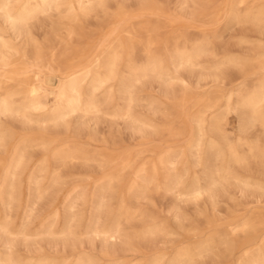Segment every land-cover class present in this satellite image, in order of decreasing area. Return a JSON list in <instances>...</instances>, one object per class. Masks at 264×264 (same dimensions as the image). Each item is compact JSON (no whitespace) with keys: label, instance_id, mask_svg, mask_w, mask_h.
<instances>
[{"label":"rangeland","instance_id":"rangeland-1","mask_svg":"<svg viewBox=\"0 0 264 264\" xmlns=\"http://www.w3.org/2000/svg\"><path fill=\"white\" fill-rule=\"evenodd\" d=\"M5 1L0 0V48L8 40L11 46L26 48L29 55L36 43L48 51L56 49L59 56L66 49L64 41L84 46L91 56L103 53L107 59L112 49L122 50L119 42L127 39L128 31L145 27L138 37L145 42L150 25L159 30L150 46H138L131 52L132 58L143 59L138 65L156 60L158 72L146 71L136 81L134 73L125 70L131 55L125 52L119 63L123 77L114 83L113 91L96 89L94 110L68 117L70 131L65 127L50 131L51 136L75 144L73 151H82L61 164L56 186L41 198L34 191L28 196L25 174L20 175L14 190L16 203L10 209L7 181L0 221L9 215L6 225L15 236L0 235V255L12 253L17 264H82L77 263L79 256L92 264H264V126L250 124L251 108L239 104L236 95L230 106L225 99L239 88L244 96L254 92L264 76L260 68L264 23L253 17L264 7V0H257L253 7L250 0L233 4L234 15L227 14L231 0H216V6H224V14L210 22L198 15L203 0H110L107 15L98 8L82 19L72 37L65 5L50 12L40 11L39 5L31 13L26 11L23 21L11 23L7 11L19 17L24 0H12L3 8ZM119 5L126 6V16H117ZM142 9L147 11L136 15ZM20 29L23 33L16 37ZM47 80L54 83L57 78ZM211 98L217 106L204 111ZM127 110L131 117L124 114ZM200 113L209 123L217 120L224 136H200L196 126ZM3 116L0 133L27 131L35 138L42 133L34 122L35 114L29 116L33 121L17 113ZM105 146L130 154L132 166L122 172L121 179L103 177L104 169L110 174L118 172L116 161L105 164L83 154L103 152ZM253 148L259 158L246 164L233 161L235 154L246 160ZM42 152L40 145H34L28 154L37 158ZM227 166L232 171L226 176ZM140 167L146 168L143 180L129 189ZM198 186L205 191L196 193ZM123 204L135 211L130 221L119 217ZM54 206L59 209L56 217L50 214ZM98 221L103 226L120 223L124 235L108 242L94 236L89 230ZM67 225L74 228L75 236L61 232ZM51 228L58 233L50 235Z\"/></svg>","mask_w":264,"mask_h":264},{"label":"bare ground","instance_id":"bare-ground-1","mask_svg":"<svg viewBox=\"0 0 264 264\" xmlns=\"http://www.w3.org/2000/svg\"><path fill=\"white\" fill-rule=\"evenodd\" d=\"M11 1L12 0H6L1 7L5 8L6 6L10 5ZM32 1H34V5ZM247 1L248 0H231L227 14H236V11L232 8L233 4H244ZM250 1L251 4H253V7L257 0ZM109 2L110 0H24V4L22 5V8L19 12V17L14 16L12 13H10V11H7L6 14L8 20L12 23L16 19L23 21V19H25L23 18V14L26 11L28 13H31V11L34 10V7H37L39 5L40 11L42 12H50L52 10L59 9V7L62 5H65L66 10L68 11L67 18L71 22V27L68 29V34L72 37L74 34H76V27L82 24V19L93 13H97L98 8L102 10V13L105 12V14L107 15L111 5ZM215 3L216 0H203L202 6L200 7V11L198 14L202 20L207 22L215 21L219 19L222 13L224 14V6H216ZM249 7H251V5ZM126 11L127 8L125 5H119L117 16H126ZM146 11L147 10L145 9L139 10L136 15H141ZM161 12L163 13V11ZM253 17H255V20L260 24L264 23V7L261 6L257 10V12H254ZM170 22L171 21H169V23ZM144 28L145 27H142V29L140 30H133V32L128 31L127 33L129 35L127 39L125 38L124 41L119 42V46L122 47V50H120V48L112 49L111 52L108 53L109 57L107 59L104 58L103 53H98L94 56H91L84 46H73L64 41L61 42L63 45L65 44L64 48L66 49L61 54H59V56L57 55V52H55L56 49L54 50V48H51L48 51V49L46 50L45 48H42L36 43L33 44L31 42L33 45H35V50L32 55H29L26 48L19 49L14 46H11L8 40L2 41V46L0 48V115L9 117L11 114L17 113L23 117L30 118L29 116L35 114L37 115V119H35L34 122L42 129V133H40V135L36 138L33 136L34 134L32 135L30 132L27 131L19 134H7V131L9 130H6L7 133H5L4 131L0 133L1 202L5 200L4 188L7 184V181L10 180L9 184L11 186V190L9 192V199H7V203L10 209L14 207L16 203V195L14 191L15 184L16 181L19 180L20 175L22 176V174H25L27 180V185L25 186V188L28 192V196H30L32 194V191H34L35 196L37 198H41V196H43L45 192H47L52 186H56L58 184L61 178V164L66 163L68 160L75 158L77 154L82 151L79 148L73 151V149L71 148L74 147L75 144L71 145L61 136H51L52 133L50 131H52L53 129L57 131V129L61 127H65L67 130L70 131L71 128L68 124V121H70V119L67 120L68 117L70 118L71 115L78 112H84L86 114L91 110H94L96 108V105L94 103V99L97 96L94 95L96 89L108 87L110 93L113 91L114 83L116 84L117 80H119L120 77H123L121 75L122 70L119 69V63L124 59V57H122V54H124L125 52L126 55L131 54L128 59L130 63L126 66L125 70H131L134 73L136 81L139 80L141 75L144 74L146 71L152 70L158 72V63L156 62V60L149 59L144 64L138 65V63L143 59L141 57H139L138 59L132 58L131 52H133V50L136 49L138 46H150L153 42L152 36L154 34H157L159 30L157 26L150 25L149 28L146 30L149 38L147 41L144 42L139 39L141 38V32ZM15 32H17L16 29ZM28 32H25V34ZM22 33L23 31L20 33H15L16 37L21 36ZM24 36L26 37V35ZM31 41H33L32 38ZM134 60H136V62ZM230 61H232V59H229L227 62ZM174 67L176 66L174 65ZM260 68H264V58L260 61ZM45 73H48V75L44 77ZM246 74L247 73H245V75ZM49 76L56 77L57 81L54 83H50V81L47 80ZM186 86H188V84H186ZM88 87L91 88L90 91L86 90V88ZM130 93L132 92L130 91ZM234 95L238 97L239 104L247 105L249 108H251L252 114L250 124L253 126H256V124L264 126V76L260 79L256 90L254 92H251L247 96L242 95V88H239L237 91L235 90L229 92V94L225 96L227 106H230ZM51 97L53 99V102H50L49 98ZM216 103V99L211 98L204 105V111H208L210 109L215 108L217 106ZM235 109L237 113L238 107ZM124 114L129 115V117H131L130 110H127L126 112H124ZM30 120L33 121L32 117L30 118ZM0 121L3 122V120L1 119ZM209 122L203 116V113H200L197 116L196 126L198 127L200 136L205 137L209 133H213V135L216 136H224L222 128L217 120L214 123ZM89 127L91 128V125ZM169 133L170 135H172L174 132L170 130ZM76 135L77 134L75 133V136ZM92 139L95 140L96 138L92 137ZM106 141V139L103 140L104 143H106ZM34 145H40L43 150L42 155L37 158L28 154L29 149ZM110 149V147L105 146L103 152H92L89 154L84 151L83 154L86 155V158H90L91 160L94 157H98L101 159L102 163L105 164L111 163L112 161H116L117 164L115 166L118 167V172H113L110 174L108 173V169H104L103 177H108L111 179L120 177L121 179L122 172L132 166L130 163V154L118 147L114 148L113 150ZM229 150L232 152L231 148ZM252 158H259V151L257 150V148L251 149L250 154H248L246 160H244L240 155L235 154L233 157V161L236 162V164H246L247 162H249L248 160ZM260 159L262 160L261 157ZM229 166H227V168L223 172V175L227 176L231 174L232 168L230 169ZM145 171V167H140L136 169V171L134 172V177L132 178V181L130 183L129 189L141 184ZM226 176L225 178H227ZM217 178L215 177V179ZM178 185L180 186L179 182ZM203 191H205V189L202 186H198L195 189L196 193H201ZM58 211V207L54 206V210L50 214L56 217ZM134 212H132L130 208H127L125 204H123L120 209L119 217L121 219L124 218L125 220L130 221L134 217ZM9 217V215H5L4 217H2L3 219L2 221H0V235H2L3 233L9 236L14 234L15 236V233L11 229H9L8 225H6L8 224L7 221ZM73 218L75 219V217ZM249 223L250 222H248V224ZM251 224L252 223H250V225ZM120 225V223H115V221H113L108 226H103L100 225L98 221V224L91 228V230H89V233H92L94 236H101L108 242L111 239H116L124 235V232L122 231ZM247 230L249 231L250 229ZM61 232L66 233V235L68 236L76 235L74 228L69 225L65 226ZM57 233V230L51 228L50 235H56ZM15 242L17 241L15 240ZM11 248L12 244L8 243L7 249L11 250ZM106 252H108V250ZM5 255L6 256H4L3 254L0 255L4 256L2 258L3 260L0 259V261H4L8 264H17L15 263V261H13L14 258L12 259V257L14 256H11L12 253L9 252ZM76 260L77 263L92 264V262H88L80 256L76 258Z\"/></svg>","mask_w":264,"mask_h":264}]
</instances>
